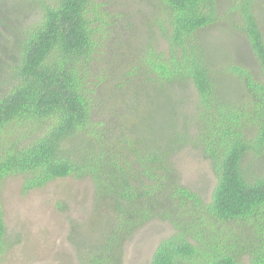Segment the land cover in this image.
Listing matches in <instances>:
<instances>
[{
    "label": "trees",
    "instance_id": "obj_1",
    "mask_svg": "<svg viewBox=\"0 0 264 264\" xmlns=\"http://www.w3.org/2000/svg\"><path fill=\"white\" fill-rule=\"evenodd\" d=\"M142 1L140 19L98 0L40 2L0 94V137L24 130L0 141V190L10 177H21V195L89 180L88 218L68 220L76 264H123L152 221L172 234L150 264H264V1ZM220 23L244 38L243 61L204 44ZM190 84L185 114L172 93ZM186 148L209 162V203L174 167ZM9 249L0 198V257Z\"/></svg>",
    "mask_w": 264,
    "mask_h": 264
},
{
    "label": "rangeland",
    "instance_id": "obj_2",
    "mask_svg": "<svg viewBox=\"0 0 264 264\" xmlns=\"http://www.w3.org/2000/svg\"><path fill=\"white\" fill-rule=\"evenodd\" d=\"M42 1L56 0H0V94L13 86L12 70L18 64L16 46L41 19ZM98 1L109 5L111 11L136 16L138 19L147 9L142 0ZM223 25L226 24L220 23L209 29L204 44L214 57L226 55L243 61L250 54L244 38ZM161 44V48H164L162 40ZM108 93L113 102L119 100V95L111 90ZM172 97L174 102L180 100V109L185 114L196 102L191 84L185 88H174ZM98 120L94 117V121ZM19 134H24L22 128L11 129L0 137V141L6 142ZM172 161L182 183L198 192L209 203L216 181L209 162L190 148L177 153ZM21 183V177H10L0 190L6 235L10 244V249L0 257V264H76L75 256L66 241L68 220L84 222L88 218L93 195L91 182L87 179H57L26 195L20 193ZM59 202L64 203L67 209H59ZM171 234L172 228L168 223H148L124 246L123 264H150L159 242ZM243 264H248L247 259H243Z\"/></svg>",
    "mask_w": 264,
    "mask_h": 264
}]
</instances>
